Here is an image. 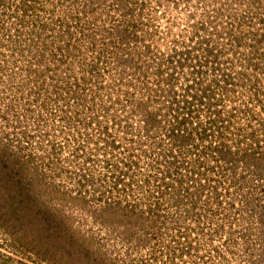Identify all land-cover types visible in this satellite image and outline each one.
Segmentation results:
<instances>
[{"label":"rangeland","instance_id":"rangeland-1","mask_svg":"<svg viewBox=\"0 0 264 264\" xmlns=\"http://www.w3.org/2000/svg\"><path fill=\"white\" fill-rule=\"evenodd\" d=\"M262 202L264 0H0V264H264Z\"/></svg>","mask_w":264,"mask_h":264},{"label":"trees","instance_id":"trees-1","mask_svg":"<svg viewBox=\"0 0 264 264\" xmlns=\"http://www.w3.org/2000/svg\"><path fill=\"white\" fill-rule=\"evenodd\" d=\"M180 94L181 95L176 94V92L174 91H171L170 95L166 94L161 95V97H157L162 98L158 99L159 103L170 108L172 112H175L174 110H176L177 113L180 114L181 111H183L182 113L185 114L182 118L179 117V115L177 116V114L174 116V118L178 120V127L174 130H168L167 137L169 135L172 138V141L181 147L188 143L193 136H196L195 138L199 142L204 141L206 137L210 138V136L213 135L214 132H217V129H215L217 123L215 122L216 120L214 118V114H216V111L214 110V108H212V104L208 102L210 96L208 90L202 87L201 83L196 80L194 83H190L189 86L184 85V88L182 89ZM163 99H165V101H163ZM198 111L203 113H206L205 111H207L209 115H212V117L208 116L207 125H201L198 123L197 116H195L198 115ZM193 114L194 116L192 119L191 115ZM187 116H189L190 122L187 121ZM140 117H142V122L147 125L146 127H154L156 126L155 124H158L159 122V120H157V115L148 108L141 110ZM186 124H190L191 126L187 127L185 126ZM218 139L222 140V142H220L219 140L218 142H216L218 146L214 145L215 148L213 150V154L217 153L221 159L231 162L232 158L231 156H229V152H224L226 150V147L224 146L223 138ZM113 143L114 142H110L109 145L114 146ZM218 147H220L221 149H219ZM223 149L225 150L223 151ZM233 162H236V160L234 159ZM18 230H22V227L19 226ZM23 233L24 232L21 231L20 236H23Z\"/></svg>","mask_w":264,"mask_h":264}]
</instances>
